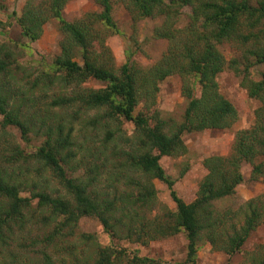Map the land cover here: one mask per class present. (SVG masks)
<instances>
[{
  "label": "trees",
  "instance_id": "trees-1",
  "mask_svg": "<svg viewBox=\"0 0 264 264\" xmlns=\"http://www.w3.org/2000/svg\"><path fill=\"white\" fill-rule=\"evenodd\" d=\"M71 1L29 0L20 17L16 12L12 14L22 35L31 42L41 38L47 24L58 23L64 39L61 54L51 71L42 73L32 82L26 80V85L20 86L25 79H17L21 67L17 64L16 54L7 45L0 46V139L4 138L8 144L6 136L10 129L16 130L29 146L34 140L30 135L44 139L35 146L32 154H26V173L21 172L22 180L12 181L7 170H0V251L12 247L18 229L31 233L33 227L28 225L52 226L57 222L41 240L31 237L25 246H53L55 256L44 250H34L37 258L17 256L10 264H122L125 261L127 264H161L149 258H129L123 249L100 245L96 247L97 257L93 262L85 256L83 258L71 242L78 234L75 225L82 218H95L112 238L124 237L135 243L147 244L184 233L188 240L189 264H197L203 241L229 257L240 253L264 222L262 208L254 205V201L249 202L250 212L244 224L240 228L232 226L233 234L226 235L219 231L224 223L221 217L214 215L213 203L235 194L236 188L244 182L243 164L253 166L254 180L264 177V73L261 80L256 81L250 72L253 66H264V0H258L255 5L251 0H123L135 24L164 17L166 20L178 19L179 11L187 7L192 13L184 29L166 23L155 30L156 39L168 40L170 45L158 63L142 68L131 61L130 49L128 61L119 69L113 66L116 64L113 55L104 44V38L120 33L113 17L114 0H94L101 8L100 13L69 22L63 15ZM98 41L103 43L102 53L94 59L91 50ZM223 44L237 46L243 56L227 60L219 49ZM77 56L82 58L83 65L76 61ZM227 69L242 76V86L249 97L260 102L256 122L252 128L237 133L229 156L205 159L208 174L200 184L195 201L187 204L178 197L174 190L176 181L166 174L160 160L187 152L183 140L185 134L227 130L238 121L237 109L220 94L217 82L218 75ZM175 75L185 78L183 96L188 103L184 119L176 123L155 117L152 126L144 114L136 115L141 93L149 96L152 86L156 87L159 81ZM191 79L201 85L200 96H197L195 86L189 85ZM90 80L101 82L104 87L99 90L83 88ZM37 93L47 95L48 102L42 104ZM55 110L67 115L71 111L78 121L96 112L93 118L90 117L89 126L100 135V147L105 151L110 149V143L114 144L111 156L119 159L115 160L116 176L127 179L135 192H130L126 198L115 196L111 199L109 195L90 193L91 184L83 179L84 176L73 177L70 164L75 163L78 156L74 129ZM39 119L41 126L37 128ZM109 119L126 120L136 128L133 137L136 153L129 152L125 160L126 151L107 129L112 126ZM102 130L106 133L103 138ZM88 135L89 141L95 138L91 132ZM26 152L14 144L10 164L24 158ZM73 167L76 171L77 165L73 164ZM46 171L64 187L73 201L59 192L58 196L48 192L44 183L49 184L50 178L44 177ZM133 172L139 174L138 179L131 176ZM155 180L168 186L177 211L167 212L153 221V225L137 229L125 226L123 217L117 216L122 204L120 200L130 201L138 208L152 206L158 193ZM25 189L31 192L30 197L21 195ZM35 200H38L37 206L33 205ZM80 240L82 243H97L94 236L87 234ZM61 243L64 247L60 246ZM251 261L264 264V256L252 255Z\"/></svg>",
  "mask_w": 264,
  "mask_h": 264
},
{
  "label": "rangeland",
  "instance_id": "rangeland-1",
  "mask_svg": "<svg viewBox=\"0 0 264 264\" xmlns=\"http://www.w3.org/2000/svg\"><path fill=\"white\" fill-rule=\"evenodd\" d=\"M28 1L0 0V7L4 11L0 13V46L5 44L16 54L17 64L21 67V70L17 72V79H25L20 86H25L26 80L32 82L42 73L52 70L55 60L61 54V43L64 39L56 21H52L44 27L41 38L36 42H31L22 35L21 27L12 14L16 12L18 17H20ZM257 1L251 0V3L255 5ZM100 12L101 8L94 0H72L65 7L63 16L67 21L75 22L76 20L84 19L88 14ZM191 13V8L187 7L179 11L180 16L178 19L166 20L164 17L156 20L147 19L135 24L132 16L127 11L126 3L123 0H114L113 17L120 33L104 38V44L111 51L116 63L113 66L117 69L122 67L128 61V55L131 53L130 49L133 54L131 61L138 66L149 68L158 63L168 51L170 45L168 40L156 39L155 30L160 25H166V23L173 24L175 28L184 29ZM102 45L103 43L100 41L94 44L91 50L92 58L95 59L101 55ZM219 49L229 61L243 56L238 47L231 44H223ZM76 61L83 65L82 58L77 56ZM250 72L252 74L251 78L260 81L262 73H264V66H253ZM242 79V76L237 75L230 69H227L217 77L220 94L235 106L239 114V119L232 128L185 134L183 140L187 147V152L176 157H162L160 160V164L166 174L176 181L174 190L178 197L187 204L195 201L200 184L208 174V170L204 165L205 159L213 156H229L237 133L241 130L250 129L255 125L256 111L261 104L258 100L249 97L246 88L242 86ZM184 85L185 78L180 75L159 81L156 83V87L152 86L149 96L141 93L142 97L136 110V115L144 114L152 126L155 125V117L176 123L182 122L188 103L183 96ZM189 85L195 86L197 96L201 95V85L197 80L191 79ZM103 87L104 85L101 82L94 80H90L83 85V88L94 90H99ZM26 88H28V85ZM36 95L42 104L48 102L46 99L47 95L39 93ZM55 112L65 117V120L74 129L73 139L78 144L76 149L78 156L75 163L70 164L73 177L84 176L83 179L88 184H91L89 187L90 193L102 194L103 196L109 195L111 199L115 196L126 198L130 192H135V190H132L134 186L129 185L127 179L116 176L118 169L115 168L117 164L115 160L119 159H114L111 156V148L114 144L110 143V149L105 151L104 147H100V135H97L89 126V121L96 112L95 114L91 113L90 116L87 114L81 117L79 121L74 119L71 111H68L69 115L60 110H55ZM1 120L2 117L0 116ZM109 120L112 126L111 129H107L114 134V138L121 149L126 151L125 160L130 155L129 152L136 153L133 142L136 128L126 120ZM40 126L41 122L39 119L37 128ZM88 132H91V135H95V138H92L91 141L88 140ZM102 132L101 138L106 134L103 130ZM30 137L34 140L29 146V144L23 142L16 130L10 129L6 136L8 144L4 138L0 139V170H7L6 174L8 176L12 175V181L18 182L23 179L20 174L21 172L26 173L25 156L28 153L32 154L35 146L40 145L43 139L42 136L35 137L30 135ZM14 144L20 145L21 149L27 152L23 154L24 158L17 159L14 164H10L9 158L12 155L11 150L14 148ZM73 164L77 165L76 171ZM252 171L253 166L247 163L243 164L244 182L236 188L235 194L232 197L213 203L214 215L221 217L224 223L220 225V233L231 235L233 234L232 226L240 228L244 224L246 215L250 212L248 203L251 201H254V205L262 208L261 212L264 214V177L254 180ZM46 172L44 177L50 178L49 184L44 183L48 192L53 196H58L59 192V194L73 201V198L66 193L64 187L50 175L49 171ZM130 174L134 179L139 178L137 172ZM8 176L6 177L10 178ZM154 185L158 193L157 199L152 206L138 208L133 206L130 201L120 200L122 204L118 207L117 216L119 218L123 217V221L126 223L125 226H133L137 229L142 226L153 225V221H157V218H162L167 212L177 211V206L171 197V191L168 186L159 180H155ZM23 192L21 193L23 197L31 196L29 189H25ZM37 203L38 200H35L33 205L37 206ZM38 213H41V211L38 210ZM56 224L58 223L56 222L52 226ZM28 226L33 227L31 233L29 232L30 230L20 232L18 227H16L18 230L15 240L12 241L13 244H10L12 247L8 250L3 251L2 249L0 251V264H10L17 256L37 258L38 255L34 253V250H44L49 255H54L55 249L53 246L46 247L43 244H38L35 248H25L26 244H29V238L35 239L39 237L41 240L52 226H42L41 224L39 226ZM75 226H78V234L77 237L71 239V242L78 249V253L81 256L83 255V258L85 256L88 261L93 262L96 259V247L100 245L101 247L112 246L117 250L123 249L129 258L138 256L156 260L161 264H189L187 263L188 240L184 233L143 244L124 239V237H119L120 239L112 238L95 218H82ZM84 234L94 236V240L97 243L95 245L82 243L80 237ZM60 246L64 247L63 243ZM252 255L264 256V222L251 235L242 251L233 257H229L224 252L214 250L209 243L203 241L198 250L197 264H253L251 261ZM122 264H127V262H122Z\"/></svg>",
  "mask_w": 264,
  "mask_h": 264
}]
</instances>
